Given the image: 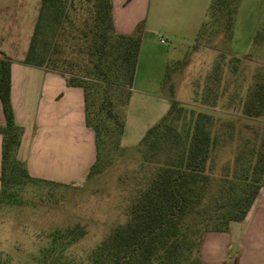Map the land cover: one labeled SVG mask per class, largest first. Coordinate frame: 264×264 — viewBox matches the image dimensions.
I'll return each instance as SVG.
<instances>
[{"label": "trees", "instance_id": "1", "mask_svg": "<svg viewBox=\"0 0 264 264\" xmlns=\"http://www.w3.org/2000/svg\"><path fill=\"white\" fill-rule=\"evenodd\" d=\"M236 1L212 0L196 41L210 44L219 35L229 44ZM111 9V0H41L23 59V64L57 72L69 86L82 89L85 125L93 131L96 150L87 178L99 175L121 151L141 44L139 31H115ZM259 48H264V22L252 42V51ZM243 60L219 54L193 100L217 109L225 97L221 108L227 119L186 109L170 91L168 111L132 149L139 182L131 191L125 222L101 241L93 264H202L203 234L227 232L232 222L246 217L264 189V66L241 92ZM10 66L0 52V198L16 202L21 185L41 180L30 177L17 159L23 129L14 123ZM165 83L166 74L163 88ZM221 153L227 155L222 163Z\"/></svg>", "mask_w": 264, "mask_h": 264}, {"label": "rangeland", "instance_id": "2", "mask_svg": "<svg viewBox=\"0 0 264 264\" xmlns=\"http://www.w3.org/2000/svg\"><path fill=\"white\" fill-rule=\"evenodd\" d=\"M263 22L264 0H237L229 44L219 35L212 37L210 44L197 40L193 46L188 34H153L157 43L149 48L150 65L137 70L125 109L121 151L97 176L66 185L26 181L19 187L18 201L0 198V264H93L101 241L114 226L125 222L131 191L139 182V177H134L138 158L132 149L168 111L170 91L186 109L227 119L221 108L226 105L225 97L217 109H206L195 104V93L219 54L226 59H244L239 66L243 77L239 90H244L254 71L264 66V48L252 51L253 38ZM158 38L165 43L160 44ZM251 51L253 57L247 58ZM149 70L159 73L156 77L160 75L161 83L166 74L164 88L157 91L162 97L141 92L157 87L158 80L143 77ZM227 87V91L234 90L232 84ZM226 158V153L219 154L221 163ZM239 253L234 245L225 247L222 264H261L249 257L241 261Z\"/></svg>", "mask_w": 264, "mask_h": 264}, {"label": "crops", "instance_id": "3", "mask_svg": "<svg viewBox=\"0 0 264 264\" xmlns=\"http://www.w3.org/2000/svg\"><path fill=\"white\" fill-rule=\"evenodd\" d=\"M211 2L111 0L115 31L122 35L138 31L141 34L133 85L137 70L150 65L149 48L157 43L152 35L188 34L194 46ZM40 3L41 0H0V52L11 62L13 118L23 129L17 159L25 164L30 177L66 185L87 177L96 157L94 135L85 125L82 89L69 86L66 78L57 72L23 64ZM158 39L160 44L165 43L162 38ZM158 74L150 70L144 72L146 81L158 80V83L154 91L143 89V94L161 96L157 95V91L163 89L160 75L156 77ZM3 125L0 105V127ZM229 245L236 246L241 261L249 257L264 264V189L259 191L242 221L232 222L227 232L203 234L198 252L201 263L222 264V251Z\"/></svg>", "mask_w": 264, "mask_h": 264}]
</instances>
